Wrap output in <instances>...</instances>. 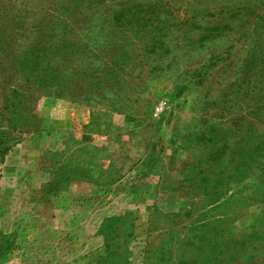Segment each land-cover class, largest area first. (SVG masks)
Masks as SVG:
<instances>
[{
    "label": "rangeland",
    "instance_id": "1",
    "mask_svg": "<svg viewBox=\"0 0 264 264\" xmlns=\"http://www.w3.org/2000/svg\"><path fill=\"white\" fill-rule=\"evenodd\" d=\"M0 264H264V0H0Z\"/></svg>",
    "mask_w": 264,
    "mask_h": 264
}]
</instances>
